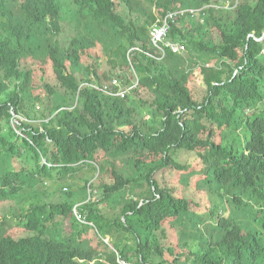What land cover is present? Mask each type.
Returning <instances> with one entry per match:
<instances>
[{
  "label": "trees",
  "instance_id": "obj_1",
  "mask_svg": "<svg viewBox=\"0 0 264 264\" xmlns=\"http://www.w3.org/2000/svg\"><path fill=\"white\" fill-rule=\"evenodd\" d=\"M228 1L0 0V264H264V0Z\"/></svg>",
  "mask_w": 264,
  "mask_h": 264
},
{
  "label": "rangeland",
  "instance_id": "obj_2",
  "mask_svg": "<svg viewBox=\"0 0 264 264\" xmlns=\"http://www.w3.org/2000/svg\"><path fill=\"white\" fill-rule=\"evenodd\" d=\"M227 2L229 3V1L227 0ZM226 2V3H227ZM229 7V6H228ZM223 8V7H221ZM73 37V34L72 33H66L65 36L62 38L63 42H64V45L66 46L72 39ZM99 56H102V52L101 50L97 53ZM107 68V67H104V69ZM48 72L50 74L51 73V69L50 67H48ZM197 75H199V73H197ZM196 80L197 82H193L192 84L194 86H197L198 83L200 82L199 79L196 77ZM134 81L136 82L137 79L134 78ZM124 88V86H123ZM174 158L176 159V161L182 165H187V164H191L195 169H198L199 168L197 166H195V164H197L199 161L197 160L196 156L192 153H189V152H185V151H180L176 154V156H174ZM97 177L98 175L94 174V173H91V172H88V171H82V173H80L77 178H75V188L74 190L78 189L79 187L78 186H85L86 182L84 179H87L88 181H92V182H96L97 180ZM159 178V176H158ZM165 178L167 179V182L171 185H175L177 189H181V186L183 185H187L188 187H184V188H187L186 190L191 192V193H194L195 192V189H194V184H195V177H191V176H188V175H185V173H172V174H166ZM108 181L111 182V175H108ZM36 189H40L42 192H46V191H49V193L52 194V197H51V201L55 202V201H60L61 200V192L59 191V186L57 185V183L55 182H49V180L43 182V183H38V185L36 186ZM32 193V191L30 192ZM205 193H206V196H204L203 193H200L199 196L201 198H203V201H202V212L203 214H205V216L207 217V220L210 221L208 218H209V214L208 212L206 211V209L204 208L206 205H208V202H210L212 205H216V206H220L221 208V205L219 204L218 200H216L215 198L211 197L208 193V191L205 189ZM127 197V195H126ZM113 206H108V209H104L106 210V215L108 217H113L115 214H118V212L120 211V208L118 210L117 207H114V209H110L112 208ZM1 212H2V209L0 208V215H1ZM117 242H120V239L119 240H116ZM118 246V244L115 242V241H111L110 243V246L112 247H115V246ZM114 251V250H112Z\"/></svg>",
  "mask_w": 264,
  "mask_h": 264
},
{
  "label": "built area",
  "instance_id": "obj_3",
  "mask_svg": "<svg viewBox=\"0 0 264 264\" xmlns=\"http://www.w3.org/2000/svg\"><path fill=\"white\" fill-rule=\"evenodd\" d=\"M225 8L226 9L231 8V2L230 1H229V3L228 2L226 3ZM209 9H221V7L219 5L212 4V5H207L203 8H199L198 10H188V11H180V12H176V13H169L167 15V17H165V19L159 20L157 22V24L151 28V31H150L151 43L157 50L160 51L163 59L165 58V50L166 49L172 51L176 55H183L184 51H185L183 47H181L179 45H175V44H170L167 42L168 37H169V33H170V29H171V25L176 21V19L179 18L180 16H189V17H191V19L197 20L198 22L201 23V22H204V19L203 18L201 19L200 16L201 15L205 16L206 10H209ZM114 84L118 88H120V90L118 92H115L114 90H112L111 86H104V85H100L98 83L91 84V86H93L96 89L102 90V92L105 94H108V95H111L114 97H120V98L124 99L130 93L131 90L137 88L138 81L135 82L133 84V86L128 87V88H123L120 85V83L117 81ZM84 86H87V84L85 83L82 85V87H84ZM95 193H97V192H95ZM79 220L81 222H84L80 218H79ZM117 262H118V264H126L124 262V260H122L120 258L119 255H118ZM92 264H95V263H92Z\"/></svg>",
  "mask_w": 264,
  "mask_h": 264
},
{
  "label": "water",
  "instance_id": "obj_4",
  "mask_svg": "<svg viewBox=\"0 0 264 264\" xmlns=\"http://www.w3.org/2000/svg\"><path fill=\"white\" fill-rule=\"evenodd\" d=\"M251 37H254V36H253V35H251V36H250V38H251ZM263 38H264V37H263ZM258 40H259V41H262L263 39H258Z\"/></svg>",
  "mask_w": 264,
  "mask_h": 264
},
{
  "label": "bare ground",
  "instance_id": "obj_5",
  "mask_svg": "<svg viewBox=\"0 0 264 264\" xmlns=\"http://www.w3.org/2000/svg\"><path fill=\"white\" fill-rule=\"evenodd\" d=\"M227 1V0H226ZM113 85V84H112ZM96 89V88H95ZM132 109V108H131ZM135 112V111H134ZM120 120V119H119ZM122 120V119H121Z\"/></svg>",
  "mask_w": 264,
  "mask_h": 264
}]
</instances>
